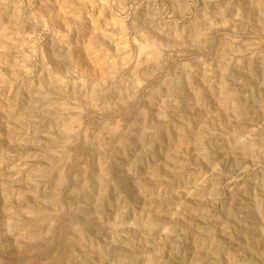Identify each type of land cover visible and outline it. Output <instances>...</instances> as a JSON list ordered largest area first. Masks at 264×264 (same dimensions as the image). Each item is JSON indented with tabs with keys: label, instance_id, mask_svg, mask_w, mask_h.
<instances>
[{
	"label": "rangeland",
	"instance_id": "rangeland-1",
	"mask_svg": "<svg viewBox=\"0 0 264 264\" xmlns=\"http://www.w3.org/2000/svg\"><path fill=\"white\" fill-rule=\"evenodd\" d=\"M0 264H264V0H0Z\"/></svg>",
	"mask_w": 264,
	"mask_h": 264
},
{
	"label": "bare ground",
	"instance_id": "bare-ground-1",
	"mask_svg": "<svg viewBox=\"0 0 264 264\" xmlns=\"http://www.w3.org/2000/svg\"><path fill=\"white\" fill-rule=\"evenodd\" d=\"M224 18V17H223ZM200 36V35H199ZM152 46V45H151ZM144 47V46H143ZM155 47V46H154ZM148 47H146V49H147ZM150 48V47H149ZM145 50V49H144ZM142 51V50H141ZM149 54H151V53H149Z\"/></svg>",
	"mask_w": 264,
	"mask_h": 264
}]
</instances>
